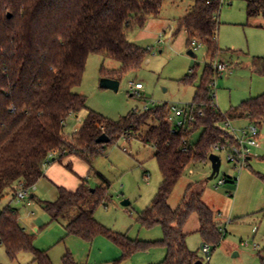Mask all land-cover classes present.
Instances as JSON below:
<instances>
[{"label":"trees","instance_id":"16d2710c","mask_svg":"<svg viewBox=\"0 0 264 264\" xmlns=\"http://www.w3.org/2000/svg\"><path fill=\"white\" fill-rule=\"evenodd\" d=\"M244 2L248 24L264 20V0ZM162 4L163 0H0V202L5 195L14 197L21 187L32 189L52 160L62 163L75 156L90 173L93 159L106 146L123 136L137 135L142 144L154 148L162 181L151 205L136 221L146 229L160 226L161 240H131L95 220V208L107 201L105 180V186L92 191L87 178L79 179L74 192L58 187L56 201L40 205L51 221L65 223L68 235L86 241L106 237L119 249L121 261L137 252L161 248L165 257L158 264H195L200 260L188 250L183 232L189 217L197 216L204 243L216 245L220 228L200 194H185L176 209L169 207L168 199L189 165L205 161L215 145H233L220 129L225 119L257 126L264 123V94L225 114L215 105L212 64L221 52L217 45L221 0H194L192 10L178 22L186 45L192 49L195 41L204 48L207 60L192 100V124L178 131L171 128L166 120L168 106L163 104L142 113L132 111L117 121L88 110L75 133H64L65 121L86 109L85 97L73 90L81 85L88 57L99 55L119 64L111 71L102 67V78L120 81L127 72L139 70L147 50L130 43L127 34L144 27L149 18H157ZM250 68L264 77V57L252 59ZM194 78L192 72L181 83L194 85ZM149 122L156 125L142 132ZM196 132L198 139L191 143ZM103 134L109 143L97 144ZM64 167L72 172L69 164ZM0 246L10 262L21 253H30L35 264H51L44 252L34 248L33 237L19 225L17 210L9 205L0 210ZM63 262L72 264L68 256Z\"/></svg>","mask_w":264,"mask_h":264},{"label":"rangeland","instance_id":"374dc122","mask_svg":"<svg viewBox=\"0 0 264 264\" xmlns=\"http://www.w3.org/2000/svg\"><path fill=\"white\" fill-rule=\"evenodd\" d=\"M221 2L217 21V45L221 52L214 62L218 60L232 68L218 78L214 94L218 111L225 114L242 102L264 94V77L253 74L250 68L252 59L264 57V20L258 18L248 24L244 0ZM193 5L194 0H163L157 18H149L142 28L129 30L128 41L146 49L147 56L139 70L122 76L117 92L100 89L99 81L102 67L111 71L118 69L119 64L99 55L88 57L81 85L73 90L85 97L86 109L65 121L66 136L82 126L88 110L117 121L132 111L141 113L145 104L150 108L163 104L182 108L192 104L207 60L204 48L193 50L194 57L188 55L192 49L186 45V35L179 30L178 22ZM259 24L262 27H258ZM192 72L195 74L194 85H183L181 82ZM135 84L142 86L138 95L134 93ZM149 125L156 123L149 122L142 132ZM247 125L245 120L232 121L236 129ZM258 129L260 147L250 149L247 167L235 169L226 162L224 153L214 152L220 160L218 174L209 180L211 164L208 158L191 164L168 199L169 207L176 209L185 194H200L202 202L213 213L221 232L216 245L208 243L209 263L200 252L204 241L198 232L197 216L192 214L183 228L188 250L196 253L203 264H264V123ZM198 136L199 132L191 135L190 142L194 143ZM154 152V148L142 144L137 135H126L106 146L93 159L90 173L81 162L87 168L86 182L91 190L101 187L103 180L109 184L107 201L96 207L93 214L107 230L126 234L131 240L154 242L162 239L160 226L146 229L136 221L137 215L151 205L162 181L153 159ZM67 174L69 178L73 176ZM225 179L226 183L217 186L218 181ZM57 194L54 187L45 183L32 190L24 201L9 194L0 202V210L7 205L17 210L19 225L33 237L34 248L44 252L51 264H64L65 256L72 264H158L164 259L165 250L151 248L121 261L119 249L104 236L86 241L68 235L65 223L51 221L40 205V202H55ZM30 195L34 198L30 199ZM124 201L129 205L122 206ZM0 264L35 263L30 253H21L10 262L0 246Z\"/></svg>","mask_w":264,"mask_h":264},{"label":"built area","instance_id":"2783aa9c","mask_svg":"<svg viewBox=\"0 0 264 264\" xmlns=\"http://www.w3.org/2000/svg\"><path fill=\"white\" fill-rule=\"evenodd\" d=\"M192 50L201 48L199 44L195 41L191 43ZM232 67H229L225 63L218 62L215 60L212 64V69L214 72V77L211 83V89L213 92V97L215 98L214 90L216 88V83L218 78H220L224 73L228 72ZM135 94L138 95L139 90L142 89L140 84H135L134 88ZM194 105H188L185 107H179L173 105L168 107L166 120L169 123L170 127L175 130L184 129L187 125L194 122L193 115ZM150 109V105L145 104V106L140 111L145 112ZM137 110H135L136 112ZM220 129L224 131L233 141V145H215L211 148V154L214 152L224 153L226 155V162L231 163L235 169L242 170L248 164L251 159L249 154L250 149L259 148V129L258 126L252 123H248L246 127L241 129H236L232 126V121L225 119L223 123L220 124ZM224 180L218 181L217 186L224 184ZM29 189H20L17 190L14 199L18 201H24L25 198L29 196ZM200 252L206 263L210 261V247L207 243H202L200 246ZM203 264V261L201 260Z\"/></svg>","mask_w":264,"mask_h":264},{"label":"crops","instance_id":"0c3cea01","mask_svg":"<svg viewBox=\"0 0 264 264\" xmlns=\"http://www.w3.org/2000/svg\"><path fill=\"white\" fill-rule=\"evenodd\" d=\"M68 164L70 165L72 172H69L67 169H63V167ZM65 170L71 173L73 176L69 178L68 177L69 175ZM84 178H88L87 168L83 166L81 164V161L75 156H69L67 158H64L62 163H58L57 161L52 160L51 163H49L43 168V177L35 184V186L32 189H30L29 193L32 190H36L40 186H43V184L45 183L50 184L56 190L58 187H61L66 189L67 191L74 192L80 185L79 179H84ZM11 197L14 198L12 195ZM33 197L34 196L32 195V198Z\"/></svg>","mask_w":264,"mask_h":264},{"label":"water","instance_id":"95a60500","mask_svg":"<svg viewBox=\"0 0 264 264\" xmlns=\"http://www.w3.org/2000/svg\"><path fill=\"white\" fill-rule=\"evenodd\" d=\"M188 55L191 57H194L193 51L190 50L188 52ZM99 88L104 89V90H111V91L117 92L118 88H119V81L108 79V78H101V80L99 81ZM96 143L97 144H108L109 138L103 134L96 140ZM208 161L211 164V175L209 177V180H212L219 172L220 160L217 156L211 154L208 156ZM30 198H32V195L30 196ZM121 205L122 206H128L129 202L124 201V202H122ZM195 264H202V263H201V261H197Z\"/></svg>","mask_w":264,"mask_h":264}]
</instances>
